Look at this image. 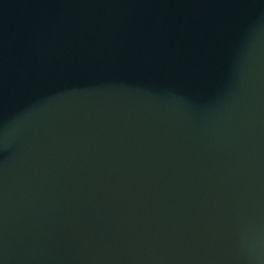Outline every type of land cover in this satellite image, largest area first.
Wrapping results in <instances>:
<instances>
[{
  "label": "water",
  "instance_id": "1",
  "mask_svg": "<svg viewBox=\"0 0 264 264\" xmlns=\"http://www.w3.org/2000/svg\"><path fill=\"white\" fill-rule=\"evenodd\" d=\"M0 264H264V0H0Z\"/></svg>",
  "mask_w": 264,
  "mask_h": 264
}]
</instances>
